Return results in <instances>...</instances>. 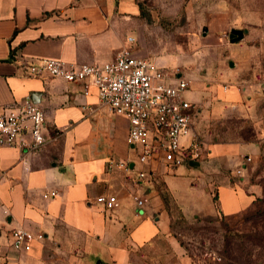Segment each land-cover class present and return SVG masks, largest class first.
Returning a JSON list of instances; mask_svg holds the SVG:
<instances>
[{"label":"crops","instance_id":"obj_1","mask_svg":"<svg viewBox=\"0 0 264 264\" xmlns=\"http://www.w3.org/2000/svg\"><path fill=\"white\" fill-rule=\"evenodd\" d=\"M141 14H154L144 0H0V113L29 97L45 112L47 139L35 150L0 146V264H194L171 232L172 205L186 218L229 216L261 195L251 176L264 163V81L243 85L237 68L205 76L203 62L185 63L170 81H189L183 96L197 106L192 129L204 138L203 158L172 169L154 162L139 179L125 115L101 105L93 87L84 94L78 82L21 69L38 58L106 62L124 46L149 57ZM155 62L169 71L168 59ZM232 116L248 118L255 138L212 139L204 128ZM109 160H126L131 170H109ZM51 190L57 194L44 199ZM105 193L117 196V208L96 203ZM18 227L43 237L17 251L10 231Z\"/></svg>","mask_w":264,"mask_h":264},{"label":"built area","instance_id":"obj_2","mask_svg":"<svg viewBox=\"0 0 264 264\" xmlns=\"http://www.w3.org/2000/svg\"><path fill=\"white\" fill-rule=\"evenodd\" d=\"M21 69L26 75L78 82L84 94H89L93 87L101 105L125 115L129 123L126 142L136 150L139 179L152 173L150 164L154 162L172 169L203 158L201 141L192 129L197 106L183 96L189 81H170L176 72L163 70L152 58L135 56L124 46L106 62L67 63L57 58H38L24 61ZM44 125V110L24 97L0 113V146L38 149L47 142ZM187 136L183 143L182 138ZM249 160L246 156L245 161ZM107 168L131 170L126 160H109ZM240 171L241 167L236 169L237 174ZM56 194V190H51L42 197L48 199ZM135 200L138 205L143 203L138 197ZM96 203L104 210L119 206L117 196L111 193L96 196ZM42 237L43 234L34 235L18 227L10 231V245L17 251L28 252L33 241Z\"/></svg>","mask_w":264,"mask_h":264},{"label":"rangeland","instance_id":"obj_3","mask_svg":"<svg viewBox=\"0 0 264 264\" xmlns=\"http://www.w3.org/2000/svg\"><path fill=\"white\" fill-rule=\"evenodd\" d=\"M144 4L148 11L154 12L141 14L148 24L145 34L148 56L155 60L168 59L170 72H179L186 67L185 63L198 59L205 65L202 75L217 76L220 70L225 74L237 68L235 75L242 78L243 85L251 80L264 81V0H144ZM205 27L207 30L203 33ZM231 28H246L247 33L240 41L231 43L228 39ZM204 124L205 130L212 132V139L213 136L233 140L255 138L253 124L245 117L232 116ZM195 135L201 142L204 140ZM257 170L251 179L260 181L264 188L263 162ZM235 177L238 179V175ZM260 196L262 200L257 205L260 212H256V207L236 216L218 217V221L210 220L217 214L182 216L176 230L194 254L195 264H223L224 236H229L235 247L240 235L250 234L253 224L264 226V192ZM171 210L172 220L178 222L179 215ZM224 222L230 231H226Z\"/></svg>","mask_w":264,"mask_h":264},{"label":"trees","instance_id":"obj_4","mask_svg":"<svg viewBox=\"0 0 264 264\" xmlns=\"http://www.w3.org/2000/svg\"><path fill=\"white\" fill-rule=\"evenodd\" d=\"M252 137V135H251ZM245 140H250V139H245ZM257 183L260 185V181H257ZM261 186V185H260ZM261 195L264 192V188L262 186L261 188ZM262 196L256 197L252 205L248 207L245 211H242L244 213H247L250 211V209H255L256 207L258 208V202L262 200ZM215 199V196H214ZM173 207V208H172ZM171 209L175 210L176 213L179 215L178 222H174L173 219V213L172 210H170L169 214L171 216V222H170V229L171 232L176 236L178 239L180 245L185 249L187 255L191 258L192 262L195 264L196 261L194 260V254L190 252L189 248L187 247L186 242L184 243L180 233L176 230L177 225L179 224V220L182 219V212L176 205H172ZM253 207V208H252ZM259 209V208H258ZM256 210V212H260L259 210ZM235 213L229 216H225L221 213L217 214L218 216H211L210 220H215L218 221L219 218H225V217H231V216H236L239 215L240 213ZM201 221H203L202 218H200ZM226 228V231H230V228L226 222L223 224ZM243 233V232H241ZM240 233V234H241ZM240 240L236 243V246L233 247L231 244V241H229V236H224V255L223 256V264H263L262 261H264V226L263 225H257L253 224L251 226L250 234L244 233L242 236L240 235Z\"/></svg>","mask_w":264,"mask_h":264},{"label":"water","instance_id":"obj_5","mask_svg":"<svg viewBox=\"0 0 264 264\" xmlns=\"http://www.w3.org/2000/svg\"><path fill=\"white\" fill-rule=\"evenodd\" d=\"M244 32H246V30H243L241 28H231L228 33L229 42L234 43L240 41L244 36ZM230 65H232V63H230ZM189 164L190 166H199L200 161L190 160Z\"/></svg>","mask_w":264,"mask_h":264}]
</instances>
